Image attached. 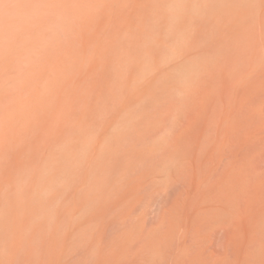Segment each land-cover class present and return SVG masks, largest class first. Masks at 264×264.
Masks as SVG:
<instances>
[{"label": "rangeland", "instance_id": "1", "mask_svg": "<svg viewBox=\"0 0 264 264\" xmlns=\"http://www.w3.org/2000/svg\"><path fill=\"white\" fill-rule=\"evenodd\" d=\"M14 2L0 264H264V1Z\"/></svg>", "mask_w": 264, "mask_h": 264}, {"label": "bare ground", "instance_id": "2", "mask_svg": "<svg viewBox=\"0 0 264 264\" xmlns=\"http://www.w3.org/2000/svg\"><path fill=\"white\" fill-rule=\"evenodd\" d=\"M11 1V0H10ZM90 2H91V0H89ZM88 0H86V2L87 3H90ZM155 1V0H154ZM159 2L161 1V2H166L167 3V6H169L171 9H173V7H176L180 2H189V1H194V2H199V3H201L200 4V6H199V4H198V6L199 7H202L203 8V6H202V3H204V2H216V3H221L222 1H229V0H158ZM231 1V0H230ZM237 1H241V2H245V1H249V0H237ZM257 1H264V0H257ZM15 2H16V0H15ZM15 2H14V4H15ZM80 2V1H79ZM17 3H18V1H17ZM16 3V4H17ZM12 4V3H11ZM10 4V5H11ZM14 4H13V6H14ZM15 4V5H16ZM194 4V3H193ZM18 5V4H17ZM4 6V5H3ZM83 6H85V4L83 5ZM82 6V7H83ZM192 6H194V5H192ZM197 6V5H196ZM196 6H194L196 9H198L199 7H196ZM7 7H11V8H14V7H12V5L11 6H7ZM17 7V6H16ZM15 7V8H16ZM193 7V8H194ZM11 8H9V9H11ZM85 8V7H84ZM194 8V9H195ZM202 8H199L198 10H200V9H202ZM175 9V8H174ZM195 9V10H196ZM6 10H8V9H6ZM15 10V9H14ZM82 10H83V8H82ZM88 10V9H87ZM194 10V11H195ZM11 11V10H10ZM88 12V11H87ZM82 13L84 14V10L82 11ZM81 13V14H82ZM80 14V15H81ZM174 15V17H177V15H179V13L178 12H175V13H173ZM80 15H79V17H80ZM84 16V15H83ZM172 16V17H173ZM82 18V17H81ZM78 20H80V18H78ZM80 23V22H79ZM99 28V27H98ZM98 28L96 27V30H98ZM103 29H105L106 30V28H103ZM101 30V29H100ZM141 30V32H144L145 30H143L142 28L140 29ZM95 31V30H94ZM107 31V30H106ZM96 32V31H95ZM100 32V31H99ZM98 32V33H99ZM117 32V31H116ZM95 34V33H94ZM104 34V33H103ZM103 34H101V37H102V35ZM105 34H106V32H105ZM98 34L96 33V36H97ZM92 36V35H91ZM91 36H90V38H91ZM95 36V37H96ZM116 36L117 35H115V37H111L112 39H116ZM119 36V35H118ZM100 36H98V38H101ZM109 37V36H108ZM89 37H82L81 39H80V43H81V46L80 47H82V51L83 52H86L87 51V53H88V48H90V46L88 47V44H90V42H89V39H90ZM97 38V37H96ZM95 38V39H96ZM103 38V37H102ZM101 38V39H102ZM104 39V38H103ZM117 39H119V38H117ZM116 39V40H117ZM109 40H111L110 38H107L106 40H104L105 41V44H106V46L107 45H109V42L110 43H112L111 41H109ZM109 41V42H108ZM115 41V40H114ZM93 43V42H92ZM92 46V45H91ZM107 47H110V46H107ZM102 48V47H101ZM81 49V48H80ZM99 52V51H98ZM71 71V70H70ZM79 73H78V76H79V74H80V76L82 75L83 76V74H84V71H85V69H82V68H79L78 70H77ZM65 74V73H64ZM89 74V73H88ZM90 75V74H89ZM64 76V75H63ZM69 76V75H68ZM67 76V77H68ZM60 80V79H59ZM67 80V79H66ZM68 81L70 82V84L69 85H71V86H69V88H68V86H67V88H66V95L67 96H72V94L75 92V89H76V81L74 80V78H73V76H71V78H69L68 79ZM85 81V80H84ZM99 83V82H98ZM82 84H83V82H82ZM81 85V84H80ZM97 85V84H96ZM62 86V84L59 86L58 85V91L56 92V94H54L55 95V100H56V102H57V99H58V128L56 129L57 131H58V133H60V132H62V131H64L65 129H69L70 128V124H69V126H67V128H65L64 127V125H63V123L61 122V119H60V113H61V108H60V98H61V96H62V93H64L65 91H64V89H63V87H61ZM56 88V87H55ZM79 89H80V86H79ZM77 92H78V90H77ZM54 93V92H53ZM53 97V96H52ZM54 100V101H55ZM80 100V99H79ZM53 101V102H54ZM70 101V100H69ZM76 101V100H75ZM79 102V101H78ZM72 103V102H71ZM76 103V102H75ZM74 107H75V105H74V102H73V104H72ZM50 107V106H49ZM76 107H77V105H76ZM48 108V107H47ZM51 108H52V105H51ZM49 109V108H48ZM75 111H77V110H75ZM82 112H84V109H82ZM50 114H51V119H53L54 118V116H53V114H55V111H53V112H50ZM43 116V115H42ZM81 119H84V121H85V114L83 113L82 114V116H81ZM40 120V119H39ZM55 121L57 122V120H56V118H55ZM65 122H68V123H70L71 122V120L70 119H67ZM38 124V123H37ZM38 126V125H37ZM37 126H36V128H37ZM38 129V128H37ZM27 133V132H26ZM17 134H18V132H17ZM18 135H20V134H18ZM29 137H30V134L28 135ZM22 137V136H21ZM28 137V138H29ZM34 137V136H33ZM32 137V138H33ZM27 138V137H26ZM27 140V139H26ZM29 141H30V139H28ZM2 141V140H1ZM2 143V142H1ZM0 143V144H1ZM1 146V145H0ZM3 146V145H2Z\"/></svg>", "mask_w": 264, "mask_h": 264}]
</instances>
